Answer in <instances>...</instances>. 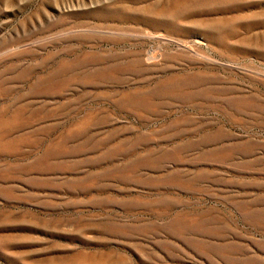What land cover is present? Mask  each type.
I'll return each instance as SVG.
<instances>
[{
    "label": "rangeland",
    "instance_id": "obj_1",
    "mask_svg": "<svg viewBox=\"0 0 264 264\" xmlns=\"http://www.w3.org/2000/svg\"><path fill=\"white\" fill-rule=\"evenodd\" d=\"M0 264H264V0H0Z\"/></svg>",
    "mask_w": 264,
    "mask_h": 264
}]
</instances>
